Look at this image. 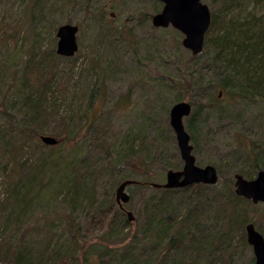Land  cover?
I'll return each mask as SVG.
<instances>
[{
    "label": "rangeland",
    "instance_id": "374dc122",
    "mask_svg": "<svg viewBox=\"0 0 264 264\" xmlns=\"http://www.w3.org/2000/svg\"><path fill=\"white\" fill-rule=\"evenodd\" d=\"M63 1L0 0V141H8L4 145L0 143V244L7 240L17 242L21 234L24 243L37 251L51 239L48 237L53 236L54 241L61 231L79 227L87 237L85 251L95 245L100 253L107 249L121 254L133 235L138 241L144 233L145 205L149 199H161L163 188L128 187L131 199L124 207L131 213L132 220L127 221L126 227L121 225L126 218L124 214L112 218L117 207L115 188L125 179L142 184L146 176L148 183L163 184L168 170L181 169L183 163L169 125V110L176 102L191 100L186 79L188 71L195 66L190 63L191 53L181 45V33L171 26H152L151 17L162 8L159 0H75V8ZM201 1L213 11L222 0ZM249 1L239 12H234L239 19L262 16L264 1ZM63 24L78 26V50L71 57L55 52L56 30ZM33 64L50 69L45 74L48 81L41 76L43 74H27ZM206 64L205 60L198 61L196 69ZM208 75L207 78L215 82L214 76ZM27 76L33 88L39 81L47 88L46 110L52 105L59 108L48 113L40 126L30 130L28 137L19 125V112L29 93L22 85ZM93 87L89 111L84 112L85 101ZM217 91L219 101L213 106L196 104L198 122L193 132L186 128L190 116L183 119L196 164L217 167L220 175L214 187L206 188V202L197 197L200 186L188 189L190 195L197 197L195 203L189 198L190 205L198 204L200 213L204 206L207 208L197 225L183 227V231H198L196 239L186 243L191 249H187L188 254L201 248L203 234L217 237L225 230L226 215L230 212L226 207L221 213L220 203L226 206L230 192L234 193V175L253 178L258 170H264V98L239 99L232 90L219 86ZM68 118H71V135L65 124ZM40 135L52 136L57 143H40ZM139 136L142 142L137 140ZM127 144L132 147L130 154ZM15 155L19 156L17 163H24L22 176L29 167L32 180L19 178ZM86 167L96 173L92 179L98 174L91 199L93 209L82 195L69 205L66 200L70 195L65 197L64 194L74 172L85 173ZM10 171L15 183L4 176ZM138 172L148 174L144 177ZM167 194L166 214L181 216L188 210L189 200L184 199L181 191ZM16 195L18 203L14 201ZM99 206L105 209L97 212ZM254 206L264 211V203ZM241 207L245 217H255L256 226L264 229V215L260 217L255 208L244 203ZM244 226L231 231L229 264L254 263L251 247L238 245L245 233ZM172 234L176 235L177 230ZM161 244L149 243L147 249L158 250L161 255L165 250ZM177 252L182 254L180 249ZM177 252L174 246L165 250L171 258L178 256ZM197 252L200 253L188 258L197 264H208L209 257L203 249ZM63 253L67 258L51 257L55 261L61 258V264H83L84 257L89 259L88 264L100 263L93 256H86L83 248L75 254ZM118 255L110 263L105 262L106 257L102 258L101 264H126ZM218 258L224 261L220 255Z\"/></svg>",
    "mask_w": 264,
    "mask_h": 264
},
{
    "label": "trees",
    "instance_id": "16d2710c",
    "mask_svg": "<svg viewBox=\"0 0 264 264\" xmlns=\"http://www.w3.org/2000/svg\"><path fill=\"white\" fill-rule=\"evenodd\" d=\"M63 2L65 5H71L72 8L77 6V3L75 6V0H64ZM249 2V0H222L220 5L211 11V21L209 28L204 35L202 52L198 55H191L189 58L191 65L195 66V69H190L188 71V78L186 79V84L190 85L188 94H190L191 100H189V103L192 110L191 114L189 115L190 118H188L186 122V128L189 131L193 132L196 122H198L196 119L198 113L197 110H194L196 104L201 103L213 106L214 103L219 101L218 94L221 90L217 91V86L226 91L232 90L234 95L239 99H249L253 97L264 98V12L260 17L254 18L251 16V18L243 20L239 19L237 15L234 14L235 11L238 10L239 12L242 6L244 7ZM261 9L264 10V2L261 3ZM201 60H205L207 64L197 70L196 68L198 61ZM30 62L33 63V60H30ZM48 70L50 71V69ZM48 70H46L44 67H39L33 64L28 67L27 74L30 75L31 73H34L36 76L43 74L41 76H43V78L48 81V78L45 77V74L48 73ZM208 74L214 76L215 82H212L211 78H207V76L209 77ZM29 81L30 80L28 76L25 78L24 82L22 81L24 90H27L29 93L25 98L24 108L19 112V125L25 132L26 137L29 136L30 130L31 132L34 131V127L40 126L43 123L48 113H53L55 110L59 109L57 105H52L51 108L49 107V111H47L45 108L47 106V88H45L44 85L42 87V82L40 81L35 82L36 86L33 88L32 83ZM40 88H42L40 91H36ZM94 90L95 88L93 87L87 96L84 104V112L89 111L88 109L92 102ZM58 103H60V99ZM61 104H63V102ZM64 118L65 117L60 119V121L64 120ZM70 120L71 118L65 119V124L69 132L68 135H71L73 131L70 129ZM88 131H90V129H88ZM35 133L37 134L36 131ZM1 137L2 136H0V140ZM138 139L141 140L142 136H139L137 140ZM7 142L8 141H0L1 145L6 144ZM131 148L132 147L127 144V152H129V154L131 153ZM17 159L19 160V156L15 155L14 160L16 161ZM257 159L258 157L256 160ZM18 162L19 163L16 161V163L19 165V178L25 181L30 179L32 180L33 176H31V174L29 175V167L24 176H22L21 172L25 169V166L23 165V162ZM252 164L255 166V161H252ZM215 168L219 177V170L217 167ZM2 169L5 171V166H3ZM85 170V173L74 172L73 178L68 180L69 184H66L65 190H62H64L65 197L70 195V198L66 200L69 205H73L78 196L82 195V198L89 202L88 207L93 209L94 206L91 205V199L94 195V183L98 178V174L94 179H92L96 173H94V171L88 167H86ZM138 174L139 176L144 174L145 177V175L148 173L138 172ZM4 176L10 178V183H15L13 181V173L11 171L10 173L5 172ZM145 178L147 180L143 181L142 183L147 182L145 183V187H148L147 184H149V179L147 176ZM89 183L90 186H88ZM14 186H16V184ZM197 186H200L198 188H201L197 191V197H200L201 201H205L204 196L206 195V188L208 189L214 187V185L207 186L203 184H195L189 187ZM189 187L172 190L163 189L161 199H149L145 205L146 218L144 222V233H142V236H140L138 241L133 235V239L130 241V244L124 248L121 254L118 253L117 250H112L109 252L107 249H105L103 253H100L99 250L97 251V249H95V245H91L89 248L87 246L88 249L85 251L84 244L87 243V237L83 236L84 234L82 235V232H80L81 228L79 229V227H77L68 229V231L64 233L61 231L57 240L55 239L53 241V236L48 237L51 239L47 241L42 249L37 251L33 249L31 250L30 247H28V243H24L21 234L19 236L20 240L17 242L14 240H7L2 245L0 244V264H61V258H58L55 261L51 255L65 257L63 255V251L66 254L69 251H72L75 254V252L81 248H83V253L85 252L86 256H93L95 259H97V261L100 262L99 264L103 263L102 258L104 257L107 258V261H105L106 263L112 262V258H116L118 254V256H120V258L126 264H197V261L190 260L188 257H193L194 253L199 254L200 252H197V250L201 251L202 249L206 253L207 257H209L208 264H229L232 256L229 248L232 245L231 231L233 228H237L240 227V225L252 222L254 223L256 229L262 235L264 234V229H262L260 225L256 226L257 223L255 221V217H245L242 211L243 207H241V203L249 205L251 208H255V211L260 213L258 214L260 217L264 215V211L261 210L263 208L258 209L259 207L254 206L250 201L237 197L233 192H230V195L226 200V206L220 203V208H222V210H220L221 213L226 207L230 212L226 215V218H228V223H225L224 225L225 230L219 233L217 237L208 233L205 235L203 234L201 237V248H196L193 254H188L187 249L190 248L189 246L186 247V243H192L194 239H196L198 231H183V227L197 225L198 222L202 220V217L205 216L202 213H207V208L205 206L204 210H201L203 212L200 213L198 210L199 208L197 207L199 206L198 204H195L193 207L190 205L189 198L194 200L195 203L197 201V197L190 195L191 192H188ZM171 191L175 193H177V191H181L183 196H185L184 199L189 200V202L187 200L188 210L181 216L170 215L173 214L171 212L170 214H166V210L169 209V206H167V192ZM18 198L19 197L16 195L14 199L15 203H18ZM184 199L182 198L183 201ZM208 207H211V205ZM73 208L75 207H71V209ZM104 209V207L99 206L97 207V212L100 210L103 211ZM118 215L123 214L120 212L118 207H116L115 214L112 215V218H116ZM126 223L127 220L125 218V221L123 222L122 220L121 222L122 227H126ZM175 230H177V234L173 235L172 232ZM112 231L113 229L110 224L109 233ZM182 231L184 233H181ZM239 240V246L248 247L245 240V233L239 238ZM13 241L14 244H12ZM144 241H148L153 245H158L162 242L161 246L165 250L169 246H174L176 248V252L180 249L182 254L178 255L177 252L178 256L171 258L166 255L165 250H162L161 255H159L158 250L152 251L151 249H147L149 243H144ZM137 243L139 247H137ZM183 243L185 244V247L181 246ZM221 249L223 252H221ZM162 254L164 255L163 257ZM218 255L223 257L224 261L218 258ZM215 257L217 259H215ZM65 258H67V256ZM133 258H136V260L133 261ZM64 260L66 261V259ZM87 260L89 259L84 257L83 264H88Z\"/></svg>",
    "mask_w": 264,
    "mask_h": 264
},
{
    "label": "water",
    "instance_id": "95a60500",
    "mask_svg": "<svg viewBox=\"0 0 264 264\" xmlns=\"http://www.w3.org/2000/svg\"><path fill=\"white\" fill-rule=\"evenodd\" d=\"M161 10L151 17V24L156 28L171 26L183 35L181 45L193 56L203 50L204 35L209 28L211 13L208 6L201 0H159ZM78 26L74 24L60 25L56 30L55 52L60 56L71 57L78 50L76 34ZM220 95V94H219ZM191 112V105L187 101L174 103L169 110V125L173 131L182 168L168 170L163 184L149 183L152 188L176 189L192 184L214 185L218 181V174L214 166L199 167L195 164L192 154L193 147L186 132L183 119ZM40 141L46 145H54L57 140L51 136H40ZM138 184L135 180L126 179L115 188L114 198L120 209L122 204L129 201L126 191L130 185ZM234 193L236 196L251 201L252 204L264 203V170H259L255 177L246 179L240 174L234 175ZM127 221L132 220L129 211L126 212ZM245 238L251 247L254 264H264V237L256 229L254 223L245 225Z\"/></svg>",
    "mask_w": 264,
    "mask_h": 264
},
{
    "label": "flooded vegetation",
    "instance_id": "af4514ba",
    "mask_svg": "<svg viewBox=\"0 0 264 264\" xmlns=\"http://www.w3.org/2000/svg\"><path fill=\"white\" fill-rule=\"evenodd\" d=\"M130 196V195H129ZM130 199H131V196H130ZM125 208V207H124ZM120 210V209H119ZM126 210V209H125ZM120 212L122 213V214H124L125 215V212L124 211H122V210H120Z\"/></svg>",
    "mask_w": 264,
    "mask_h": 264
},
{
    "label": "bare ground",
    "instance_id": "6f19581e",
    "mask_svg": "<svg viewBox=\"0 0 264 264\" xmlns=\"http://www.w3.org/2000/svg\"><path fill=\"white\" fill-rule=\"evenodd\" d=\"M164 255L162 254V257H163Z\"/></svg>",
    "mask_w": 264,
    "mask_h": 264
}]
</instances>
